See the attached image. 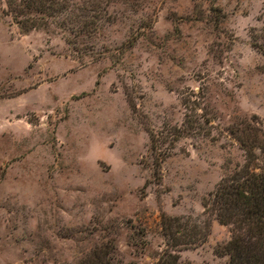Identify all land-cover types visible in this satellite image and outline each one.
Returning <instances> with one entry per match:
<instances>
[{
	"label": "rangeland",
	"instance_id": "obj_1",
	"mask_svg": "<svg viewBox=\"0 0 264 264\" xmlns=\"http://www.w3.org/2000/svg\"><path fill=\"white\" fill-rule=\"evenodd\" d=\"M64 1L94 29L0 0V264H152L162 215L207 222L182 264H226L201 200L264 147V0Z\"/></svg>",
	"mask_w": 264,
	"mask_h": 264
},
{
	"label": "trees",
	"instance_id": "obj_2",
	"mask_svg": "<svg viewBox=\"0 0 264 264\" xmlns=\"http://www.w3.org/2000/svg\"><path fill=\"white\" fill-rule=\"evenodd\" d=\"M5 5L22 31L36 27L44 29L51 22L71 36H79L88 34L95 27L93 17L88 13L93 8L77 6L73 2L5 0ZM260 37L264 39V28ZM64 39L68 43L72 41L68 35ZM257 47L264 53V40ZM240 145L244 162L227 177H222L202 198V211L212 215L218 223L229 226L230 236L221 250L227 255L226 264H264V147L251 143L257 147L262 160L254 170L249 167L251 159L257 157L253 146L241 141ZM160 229L166 248L152 264H182L175 250L179 246L202 242L208 232L206 221L188 226L179 222V218L166 215L160 216Z\"/></svg>",
	"mask_w": 264,
	"mask_h": 264
}]
</instances>
